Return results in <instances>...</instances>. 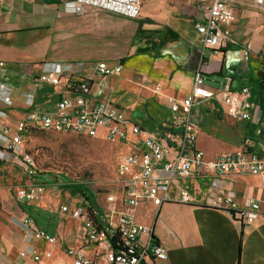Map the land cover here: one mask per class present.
<instances>
[{
  "label": "crops",
  "instance_id": "0c3cea01",
  "mask_svg": "<svg viewBox=\"0 0 264 264\" xmlns=\"http://www.w3.org/2000/svg\"><path fill=\"white\" fill-rule=\"evenodd\" d=\"M71 1L0 0V59L6 62V68L0 70V84L13 91V106L9 108L0 102V108L8 113L10 123L20 120L29 111L24 95L32 89L36 77L47 73L69 75L75 70L76 64L81 62L85 66L79 70L80 74L92 72L99 62H106L110 66L121 65L122 72L119 75L107 78L105 96H109L117 106L124 109L130 121L156 134L161 127L173 123L174 114L170 107L190 93L198 72L204 75L207 83L219 90L222 88L221 83L226 78H231L233 98L238 99L237 102L242 98L241 89L248 87L249 100L254 103L255 87L250 84V80L257 77L264 63V12L256 9V0H227L236 18L226 28L234 42L220 50L204 48L203 38L196 30L197 24L202 20L199 0H172V5L167 3L168 0H149L150 6L142 5V17L138 20L141 19L143 30L154 32L157 46L151 51L137 49L126 60L118 57L121 51L119 48H110L109 39L104 32L106 25L103 16V13H108L92 8H79L71 4ZM247 44H251V50L246 55ZM106 58H115L117 61H108ZM127 63H132L140 70V75L145 77L142 83L144 86L147 84L148 89L141 87V84L135 85L130 78L127 79L126 89L119 85L118 79ZM186 83L190 84L189 90L178 91ZM153 87H160V92H152ZM128 88L156 100L146 101L143 109L130 105L134 96H129L133 92H129ZM59 92V89L42 86L37 91L35 105L41 108L52 105ZM134 93L132 95H137ZM202 102L213 105L220 103L201 100L195 106ZM219 110L224 114L222 105ZM228 120L224 114L223 122L230 124L231 120ZM259 121L264 123V112L254 109L251 121L242 122L247 123L245 136L250 134L248 138L253 139L256 149L264 155V132H258ZM205 122V117L201 118L200 123L204 125ZM146 124L152 125V129L151 126L146 129ZM123 147H126L124 153L131 149L129 145ZM227 153L223 152L213 158L205 157L211 160ZM0 164L3 166L15 163L0 160ZM226 182L227 189L233 191L239 200L252 198L264 203V189L259 177L230 176ZM181 184L182 182H178L171 188V202L160 209L150 202L142 203L137 209V213L143 215L138 218V222L153 226L156 242L167 251L166 260L159 261L151 257L142 264H264V223L246 226L225 211L178 203L176 199ZM23 185L26 184L20 186ZM192 185L196 197L204 200L209 182L200 179L193 181ZM20 186L10 184L14 197ZM36 204L37 202L22 204V217L29 215L43 229L32 215ZM88 204L101 217L111 222L116 221L117 211L121 209L113 210L109 217L90 201ZM56 215L61 220L68 219L67 223L59 221L55 224L52 230L54 235L48 232L57 237V244L52 246L40 241L32 242L31 245L42 256L50 251L54 258V254L58 253L59 257L53 264H71V259L65 254L62 239L76 242L82 232V223L59 210ZM7 232L3 235L5 245L1 244L3 248L0 253H5V249L11 251L21 242L18 233L14 231L17 238L15 242H11L5 236ZM19 232L23 250L27 245L21 227ZM97 247L88 248L87 254L92 256ZM27 264L37 263L29 259Z\"/></svg>",
  "mask_w": 264,
  "mask_h": 264
},
{
  "label": "built area",
  "instance_id": "2783aa9c",
  "mask_svg": "<svg viewBox=\"0 0 264 264\" xmlns=\"http://www.w3.org/2000/svg\"><path fill=\"white\" fill-rule=\"evenodd\" d=\"M202 20L196 30L203 38L204 48L220 50L233 44L226 29L235 22V14L227 0H199ZM79 8H92L128 20L141 16L142 0H72ZM256 9L264 12V0H256ZM245 50H251L247 44ZM83 62L76 64L69 75L47 73L33 80L32 89L24 95L28 112L18 120L15 131L6 125L8 113L0 108V160L13 162L21 158L30 163V155L23 149L22 135L28 130L55 133H73L88 138H100L116 145H129L130 151L117 161V171L122 182L120 198L107 197L109 205L120 202L118 217L111 222L91 208L83 198L79 205L68 213L82 223V232L76 242L62 239L65 254L71 264H142L148 258L164 261L166 249L153 240V226H146L137 220V209L144 202H150L160 209L171 202V188L178 182V198L182 204L208 206L225 211L246 226L264 223V203L252 198L239 200L227 189L226 179L230 176L252 175L261 179L264 189V155L259 152L252 138L244 141L233 153L208 160L197 145L198 130L191 116V110L201 100L218 101L234 106V115L241 121H251L255 104L251 102L249 88H242V98L233 101L232 79L226 78L222 88L208 86L206 78L198 72L190 93L170 107L174 121L161 127L158 133L143 129L130 121L124 109L105 96L107 78L119 75L122 66H110L99 62L90 73H81ZM6 62L0 59V70ZM46 85L59 89L56 101L49 109L35 105L37 91ZM12 89L0 84V102L13 106ZM157 92H160L158 90ZM259 132H264V123L259 121ZM31 174L33 170L30 171ZM204 179L209 182L206 197L200 200L193 192L192 182ZM46 190L45 183L30 182L17 188L15 199L20 204L36 203ZM66 214L67 208L60 207ZM20 227L26 247L24 258L41 263L42 255L32 242L45 241L57 244V237L41 229L29 215L22 217ZM145 238V239H143ZM98 246L92 256L86 250ZM0 264H9L0 253ZM17 264H24L23 262Z\"/></svg>",
  "mask_w": 264,
  "mask_h": 264
},
{
  "label": "rangeland",
  "instance_id": "374dc122",
  "mask_svg": "<svg viewBox=\"0 0 264 264\" xmlns=\"http://www.w3.org/2000/svg\"><path fill=\"white\" fill-rule=\"evenodd\" d=\"M142 2V5L150 6L149 0ZM167 3L173 4L172 0H168ZM103 16L106 25L104 32L109 39L110 48L121 50L118 54L121 60L132 57L137 49L151 51L157 46V41H154V32L143 30L141 19L128 21L105 13ZM106 60L117 61L115 58H106ZM141 76L140 70L136 66L127 63L118 82L120 86L126 89L128 87L127 79L130 78L133 79L135 85L141 84L143 87L142 81L145 77ZM110 83L111 80L109 79L108 84L110 85ZM207 85L212 86L211 83H207ZM144 88L148 89L147 84ZM189 88L190 84L186 83L181 85L178 91H187ZM160 89V87H153L152 92ZM127 90L137 93V95H132L133 93L129 95L130 97L134 96L129 104L141 109H143L146 101L156 100L154 97L134 91L131 88ZM237 100L233 98L235 103ZM204 104L206 105L204 106ZM214 105L202 102L191 110L192 120L198 130L197 145L203 150L207 158H213L223 152L238 150L250 135L245 136L247 123L242 122L234 115L233 105L223 103H214ZM220 105H222L228 121L231 120L230 124L223 122L224 114L219 110ZM51 107V105L42 106L43 109ZM204 117L206 122L202 125L200 120ZM18 120L5 123L9 125L13 133ZM145 126L146 129L151 126L152 129V125L146 124ZM22 141L23 149L30 155L31 162L26 163L19 158L13 161L14 165L5 164L2 166L0 164V250L3 248L1 245L3 235L7 231L5 236L11 242H15L17 238L13 231L18 233L19 240H21L11 251L4 247L5 253H1V255L9 264L21 262L27 264L29 260L22 255V236L19 234L24 208L22 204L16 201L10 184L13 186L30 182L46 184V190L34 207L32 215L39 225L51 235H54L52 230L57 222L67 223L68 221V219L61 220L56 215L60 207L65 206L67 208L65 215L68 216V212L79 205L84 198L75 189L66 188V186H72V182L65 179L67 176L78 180V184H82L88 189L90 201L99 211H105L109 217H111L113 210H118L121 207L120 202L116 205H109L107 197L113 195L120 198L121 196L122 182L117 171V161L126 151V147L103 139L102 133L100 138H88L73 133L28 130L22 135ZM31 170H33L32 174ZM142 216L138 212L137 220ZM58 257V253H55L53 258L51 252L47 251L43 254L40 264H53Z\"/></svg>",
  "mask_w": 264,
  "mask_h": 264
},
{
  "label": "trees",
  "instance_id": "16d2710c",
  "mask_svg": "<svg viewBox=\"0 0 264 264\" xmlns=\"http://www.w3.org/2000/svg\"><path fill=\"white\" fill-rule=\"evenodd\" d=\"M250 81H251L250 84H253L255 87V93L253 95L254 104L257 109L264 112V63L262 65V68L258 71L257 77ZM34 131H39V130H34ZM65 179L72 182V186H66V188L75 189L76 191L81 193L85 199L90 201V197L88 196L89 195L88 189H86L82 184H78V180H75L70 176H67ZM92 205H94V203H92ZM153 240L156 242L154 237Z\"/></svg>",
  "mask_w": 264,
  "mask_h": 264
}]
</instances>
